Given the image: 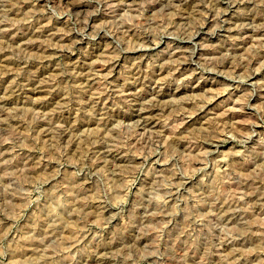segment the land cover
Returning <instances> with one entry per match:
<instances>
[{
	"label": "rangeland",
	"instance_id": "374dc122",
	"mask_svg": "<svg viewBox=\"0 0 264 264\" xmlns=\"http://www.w3.org/2000/svg\"><path fill=\"white\" fill-rule=\"evenodd\" d=\"M0 264H264V0H0Z\"/></svg>",
	"mask_w": 264,
	"mask_h": 264
},
{
	"label": "bare ground",
	"instance_id": "6f19581e",
	"mask_svg": "<svg viewBox=\"0 0 264 264\" xmlns=\"http://www.w3.org/2000/svg\"><path fill=\"white\" fill-rule=\"evenodd\" d=\"M78 5H80V2H79V4ZM78 7V6H77ZM79 26V25H78ZM25 30V29H24ZM246 183V182H245Z\"/></svg>",
	"mask_w": 264,
	"mask_h": 264
}]
</instances>
